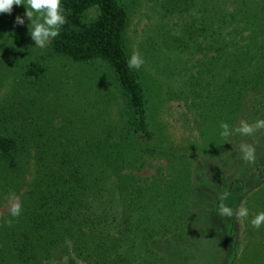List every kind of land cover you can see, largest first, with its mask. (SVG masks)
Here are the masks:
<instances>
[{
	"label": "trees",
	"instance_id": "obj_1",
	"mask_svg": "<svg viewBox=\"0 0 264 264\" xmlns=\"http://www.w3.org/2000/svg\"><path fill=\"white\" fill-rule=\"evenodd\" d=\"M205 1L210 6L195 9L198 17L189 15L193 20L184 35L199 43L196 52L206 53L209 71L230 72L221 83L232 102L233 96L242 97L247 85L249 90H258L259 82L264 85V0ZM62 6L67 23L51 41V53L74 64L101 62L111 72L125 106L114 121H105L101 131L49 132L44 148L25 152L30 165L20 161V144L25 143L14 134L0 133V207L12 192L23 205L11 226L5 222L11 219L8 215L0 217V264H133L134 252L139 264H149V242L163 234L157 225L170 221L181 225L183 219L185 226L188 206L175 191L177 198H170L165 212L164 207H153L154 213L165 217L158 216L150 230L146 224L152 221V201L160 200L164 191L153 196L151 191L159 188V182L136 174L153 155L160 154L169 165L183 161L184 156L177 160L176 150L158 142L152 130L150 109L158 99L154 95L157 80L143 68L136 71L127 66L129 15L123 1L62 0ZM192 8L189 4L184 11ZM92 10L97 11L96 18L86 20ZM226 35L239 37V42L232 45ZM251 68L254 75L249 78L251 72L235 76L237 70ZM45 73L37 62L29 63L24 72L30 79ZM159 176L157 170L161 181ZM233 226L232 221L229 235ZM140 230L143 235L136 242ZM236 248L233 240L228 264L234 263Z\"/></svg>",
	"mask_w": 264,
	"mask_h": 264
},
{
	"label": "rangeland",
	"instance_id": "obj_2",
	"mask_svg": "<svg viewBox=\"0 0 264 264\" xmlns=\"http://www.w3.org/2000/svg\"><path fill=\"white\" fill-rule=\"evenodd\" d=\"M122 1L129 15L127 51L131 54L139 50L145 59L142 68L157 80L156 94L152 95L158 99L150 109L152 130L158 142L176 150L177 160L184 156L183 161H170L169 165L166 158L158 157L160 154L153 155L136 174L151 183L154 179L159 182V188L151 191L153 196L164 191L160 200L152 201L149 213L152 221L146 224L150 230L158 216L165 217L164 213H154L153 207H164L165 212L170 198H177L175 191L183 195V204L188 206L185 226H182L183 219L181 225L171 221L163 227L157 225L156 230L163 234L150 240L152 256L147 260L149 264H228L233 240L237 243L235 231L242 236L243 223L239 219L229 235L235 217L223 218L215 212L219 196L230 192L226 203L235 208L243 201L253 215L264 210V130L252 137L234 136L227 143L219 135V124L226 121L238 126L241 119L250 123L264 119V85L259 82L258 90H249L247 85L242 97L235 95L236 101L231 102L221 83L230 72L209 71L206 53L196 52L199 43L185 38V27L193 20L189 15L200 16L195 9L202 8L203 4L210 6L209 1ZM189 4L194 8L184 11ZM24 13L23 6L14 5L11 15H0V133L16 135L25 143L20 144V161L30 165L32 160L25 152L33 153L31 148L45 146L49 132L101 131L105 121L117 118L125 103L111 72L101 62L74 64L55 57L50 44L43 50L34 48L29 36L30 21L25 18L23 26L14 24L15 17ZM96 15L97 11L92 10L85 19L94 20ZM226 36L225 40L232 45L239 42V37ZM167 38L168 42L160 49ZM31 62L46 69L40 79H30L24 74ZM242 70H237L235 76L249 72L246 78L254 75L253 68ZM241 142L256 146V164L250 165L241 159ZM157 170L161 181L157 180ZM25 190L24 187L21 192ZM5 215H8L7 204L0 207V217ZM142 233L140 230L136 242ZM245 250L249 252L248 264H263L264 255L256 241ZM134 254L137 257L133 264H139V255Z\"/></svg>",
	"mask_w": 264,
	"mask_h": 264
},
{
	"label": "clouds",
	"instance_id": "obj_3",
	"mask_svg": "<svg viewBox=\"0 0 264 264\" xmlns=\"http://www.w3.org/2000/svg\"><path fill=\"white\" fill-rule=\"evenodd\" d=\"M14 5L25 8L24 15H17L14 24L23 26L25 18L30 21L28 25L29 36L34 42V48L46 49L50 42L60 35L61 29L67 23V12L62 6V0H0V15H11ZM126 63L129 70L134 69L139 71L145 64V59L141 52L136 50L130 54ZM219 128L220 137L228 143L234 136L252 137L257 132L264 130V119L258 118L251 123L247 119H241L238 126L221 121ZM239 152L241 153V159L245 163L250 165L257 163V148L254 144L241 142ZM230 195V192L225 191L219 196L220 202L216 211L220 217L245 219L248 220L255 230L264 228V210L258 211L253 215L243 201L234 208L226 203ZM6 203L8 206V216L11 219L5 222L11 226L12 220L21 216L23 205L14 192L7 196Z\"/></svg>",
	"mask_w": 264,
	"mask_h": 264
},
{
	"label": "crops",
	"instance_id": "obj_4",
	"mask_svg": "<svg viewBox=\"0 0 264 264\" xmlns=\"http://www.w3.org/2000/svg\"><path fill=\"white\" fill-rule=\"evenodd\" d=\"M249 207V206H248ZM249 210L250 207H249ZM252 211H250L251 213ZM252 214V213H251ZM239 219L235 218L234 219V226L238 224ZM242 236L238 234L235 231V236L238 235L237 237V243H236V258L234 260L233 264H248L250 262V259L248 258L249 252L245 250L246 246L250 249L253 247L254 242H257L258 249L261 251V253L264 255V230L261 228L260 230H255L252 228L248 220L242 219ZM236 227V226H235ZM234 227V229H235ZM254 231V232H253ZM252 232L253 235H249V233ZM236 238V237H235ZM236 241V240H235ZM248 253V254H247ZM230 258V257H229ZM246 260V262H245ZM264 264V261H263Z\"/></svg>",
	"mask_w": 264,
	"mask_h": 264
}]
</instances>
